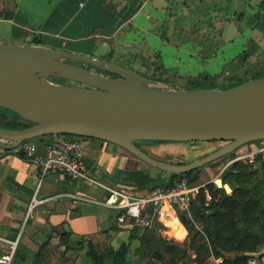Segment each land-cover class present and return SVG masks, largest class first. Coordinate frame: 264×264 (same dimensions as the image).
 <instances>
[{"label":"crops","instance_id":"crops-1","mask_svg":"<svg viewBox=\"0 0 264 264\" xmlns=\"http://www.w3.org/2000/svg\"><path fill=\"white\" fill-rule=\"evenodd\" d=\"M8 11L13 12L9 17ZM225 18L229 21L225 22ZM211 28L216 33L202 39L200 36ZM228 28L238 46L236 54L229 57L220 45L213 47L215 42L223 43ZM182 37L192 46L189 53H193V59L203 65L214 61L215 75H221L222 80L262 72L264 0H0V45H39L96 59H105L112 53L114 59L128 58L134 65L153 55L154 63L163 64L158 45L175 47L182 53ZM196 37L200 38L194 41ZM172 39H177L175 44ZM34 41H44V45ZM250 41L256 52L243 60ZM200 52L209 55L204 58ZM153 71L154 67L147 72ZM180 74L193 77L211 73L187 64ZM156 145L143 144L141 148L157 160L177 164L182 155L179 151L163 152ZM83 161L92 177L135 197L147 196L171 180L170 173L106 141L83 139ZM202 177H208L206 169L201 170L196 185L213 179L201 182ZM69 193L98 200L106 197L104 190L74 183L61 173L52 172L42 178L36 165L0 146V255L9 242L19 241L17 253L23 257L20 264H34L39 247L46 242L76 245L81 239H92L101 247L118 248L129 241L134 227L119 223L121 211L73 200L65 196ZM36 196L49 201L31 210ZM179 215L183 214L164 206L156 221L164 227L159 231L163 238L185 243L188 231ZM139 246L140 242L133 240L131 249ZM208 264L223 263L211 258Z\"/></svg>","mask_w":264,"mask_h":264},{"label":"water","instance_id":"water-1","mask_svg":"<svg viewBox=\"0 0 264 264\" xmlns=\"http://www.w3.org/2000/svg\"><path fill=\"white\" fill-rule=\"evenodd\" d=\"M174 87L106 59L3 44L0 109L33 125L0 128V141L17 144L52 134L101 140L161 171L184 175L264 140V77L229 89ZM139 142L226 145L180 165L149 156Z\"/></svg>","mask_w":264,"mask_h":264},{"label":"trees","instance_id":"trees-1","mask_svg":"<svg viewBox=\"0 0 264 264\" xmlns=\"http://www.w3.org/2000/svg\"><path fill=\"white\" fill-rule=\"evenodd\" d=\"M12 7L15 9V4ZM7 13L9 17L13 12ZM228 21L225 18V22ZM209 24L210 27L213 26L212 20ZM208 30V34L200 36L202 39L216 33L214 28ZM248 48L243 60L256 52L253 41L248 43ZM208 55L209 53L204 55L200 52L201 57L206 58ZM104 58L111 61L114 56L110 53ZM153 67L154 71L148 73L147 77L164 83L182 78L185 89H202L203 83H211V88H217L215 85L221 82L224 83V88L221 89H229L264 77V71L227 80H222L221 75L215 74L185 77L180 74L181 68L173 70L158 62L154 63ZM32 125L28 122V125L10 129L18 130ZM48 137L49 135L41 136L36 140L43 146ZM143 144L161 143H136L139 148ZM201 170L197 169L184 175L171 174L170 183L164 188L172 189L181 181L196 185L201 179ZM223 181L232 184V195H227L224 190H217L210 184L207 188L212 200L208 202L202 190L200 195L193 199L190 214L179 215L188 231V240L185 243L163 238L159 231L164 227L155 220L148 228L135 226L129 241L122 243L118 248L101 247L92 239H81L76 245L70 242L66 245L46 242L39 247L34 264H208L211 258L222 259L223 264H249L251 254L264 252V159L258 158V169L255 171L243 163L233 164L224 175ZM133 240L140 242V246L135 250L131 249ZM83 251L81 261L67 257L70 252L81 254ZM22 259L17 253L13 264H20Z\"/></svg>","mask_w":264,"mask_h":264},{"label":"built area","instance_id":"built-area-1","mask_svg":"<svg viewBox=\"0 0 264 264\" xmlns=\"http://www.w3.org/2000/svg\"><path fill=\"white\" fill-rule=\"evenodd\" d=\"M47 139V143L42 146V149H40L36 139L17 144L0 141V146L8 148L16 155L36 165L42 178L49 173L57 172L67 176L74 183L104 190L106 197L102 200L78 193H69L65 196H69L73 200L91 202L111 210L121 211L119 223H128L132 227L141 228L150 227L164 206L174 208L179 214L189 215L193 199L197 198L202 190L205 192L207 201L210 202L212 198L207 188L210 184L217 190H224L227 195H232L233 188L223 181L224 175L232 165L245 163L251 170L255 171L258 169V158L264 159V140L259 141L258 146H254L255 143H250L241 147V152L232 161L220 168L215 178L204 185H189L187 181H181L176 183L172 189L155 187L149 195L135 197L129 191L111 187L89 174L83 161V138L52 134ZM249 146H251L250 149H248ZM48 201L41 200L37 196L34 197L31 210ZM18 244L19 241L9 242L7 250L0 255V264H13L18 251ZM220 261L223 263L222 259ZM249 264H264V255L251 257Z\"/></svg>","mask_w":264,"mask_h":264},{"label":"rangeland","instance_id":"rangeland-1","mask_svg":"<svg viewBox=\"0 0 264 264\" xmlns=\"http://www.w3.org/2000/svg\"><path fill=\"white\" fill-rule=\"evenodd\" d=\"M229 29L230 28H228V30L224 34L223 43H221V41H218V42H215L214 46H213V47L217 48V45L218 46L220 45L221 50L226 52L228 57L236 54V50L238 48L237 43H234V41L237 39L230 36ZM198 38L199 37H196L194 41L198 40ZM232 38L234 39L233 41H232ZM177 39H172V42L175 44ZM182 40L183 41H181V43H182L183 48H184V50H182L183 51L182 53H180L178 51V49H175V47H169V48L164 47L163 48V46L158 45L160 52H162V60H163V64L165 65V67L171 68L174 70L175 68H183L184 65L188 64V66L193 67V65H194V67L196 66V68L202 69V70H204V68H205L207 71H209L211 74L214 75L215 74L214 68H213L214 61L207 63V64L205 63L203 65L200 62V60H198L196 58L193 59V57H191V54H193V53H189L190 52L189 50L192 49V46L189 45V43L185 40V38L182 37ZM212 40L213 39H211V42H214ZM34 43L44 45V41L43 42L34 41ZM153 58H154L153 55H152V58H150V55L146 56V58L143 57L140 60V63H138L137 65L130 63L128 58L125 60H122V61L119 59H112L110 62H114V63H117V64L123 66V67L135 70L136 72L147 77V76H149V75H147L148 74L147 71L150 70L154 65V62L152 61ZM80 66L89 67L88 65H85V64L84 65L80 64ZM248 74H251V73H248ZM166 84H167L168 88H175L174 87L175 84H177L181 87H184V82L181 79H178V80L175 79L174 81H170ZM223 84L224 83L221 82V83L216 84L215 86L218 89H221V88H224ZM201 88H203V89L211 88V83H203L201 85ZM23 125H28V122L17 117L13 113L8 112L7 110H4V109L0 110V128L1 129H10L12 127H19V126H23ZM161 144H165V145L157 144L154 147H156V149L159 148V150L163 151V152H168V151L174 152L175 150H177V152H174V153H178V151H179V153L182 154L177 159V161H176L177 164H181V163L189 164V163H185V162H190L194 159L199 160V159L205 158V157L211 155L212 153L216 152L217 150H219L224 145H226V142H194V143H184L182 145H176V144H172L170 142H165V143H161ZM255 144L256 145H254V146H258L259 142H255ZM162 147H164V148H162ZM250 148H251V146L248 147V149H250ZM240 152H241V149L238 150L234 155H230V156H227L225 158H222L216 162H213V163L203 167L202 169H206L208 177L214 178L218 174L215 169L222 168L228 162L232 161ZM243 164L246 165L245 163H243ZM208 177H202L203 180H201V182L208 181ZM229 185L232 188V184L229 183ZM83 254H84V251L81 254H79L78 252H70L69 256L74 258V259H78L79 261H81L82 260L81 255H83Z\"/></svg>","mask_w":264,"mask_h":264},{"label":"flooded vegetation","instance_id":"flooded-vegetation-1","mask_svg":"<svg viewBox=\"0 0 264 264\" xmlns=\"http://www.w3.org/2000/svg\"><path fill=\"white\" fill-rule=\"evenodd\" d=\"M61 82H62V83H64V84H71V85H75V84H73V83H70V82H68V81H65V80H64V81L62 80Z\"/></svg>","mask_w":264,"mask_h":264}]
</instances>
